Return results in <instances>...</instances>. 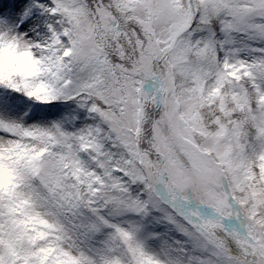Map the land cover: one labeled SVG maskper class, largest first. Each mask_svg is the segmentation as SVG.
<instances>
[{
    "label": "snow or ice",
    "instance_id": "obj_1",
    "mask_svg": "<svg viewBox=\"0 0 264 264\" xmlns=\"http://www.w3.org/2000/svg\"><path fill=\"white\" fill-rule=\"evenodd\" d=\"M0 264H264V0H0Z\"/></svg>",
    "mask_w": 264,
    "mask_h": 264
}]
</instances>
